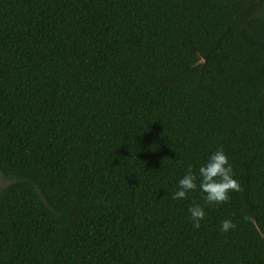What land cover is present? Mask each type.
<instances>
[{"label": "trees", "instance_id": "obj_1", "mask_svg": "<svg viewBox=\"0 0 264 264\" xmlns=\"http://www.w3.org/2000/svg\"><path fill=\"white\" fill-rule=\"evenodd\" d=\"M0 264H264V0H0Z\"/></svg>", "mask_w": 264, "mask_h": 264}]
</instances>
